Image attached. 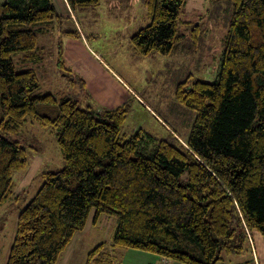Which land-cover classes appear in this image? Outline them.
<instances>
[{
  "label": "trees",
  "instance_id": "16d2710c",
  "mask_svg": "<svg viewBox=\"0 0 264 264\" xmlns=\"http://www.w3.org/2000/svg\"><path fill=\"white\" fill-rule=\"evenodd\" d=\"M53 1L0 4V205L20 198L14 174L29 159L14 136L29 119L55 131L65 165L41 172V187L17 217L6 264H58L92 213L96 221L115 215L117 227L85 264H122L127 248L184 264H227L226 255L252 253V234L264 238V0H229L217 78L189 75L178 83L176 101L196 112L188 139L173 128L171 138L124 132L123 105L100 111L65 97L54 115L38 112L39 103L57 104L56 96L36 94L37 73L17 71L12 54L42 58L32 27L47 32L63 17ZM65 1L74 14L101 3ZM185 2L143 0L151 22L131 36L139 54L176 50ZM199 29L194 23L195 39Z\"/></svg>",
  "mask_w": 264,
  "mask_h": 264
},
{
  "label": "rangeland",
  "instance_id": "374dc122",
  "mask_svg": "<svg viewBox=\"0 0 264 264\" xmlns=\"http://www.w3.org/2000/svg\"><path fill=\"white\" fill-rule=\"evenodd\" d=\"M53 2L64 16L47 32L39 24L32 27L42 58L23 61V51L12 54L17 71L32 68L37 73L40 87L36 94L56 96L57 104L39 103L38 112L54 115L53 109H59L65 97L100 111L123 105L128 115L124 132L133 135L142 129L154 137L171 138L168 128H173L182 139H188L196 112L176 101L177 85L189 75L208 81L217 78L233 11L231 2L186 0L179 18V32L185 36L172 54L164 56L139 54L132 45V34L151 22L143 0H101L96 8L77 14L68 11L63 0ZM194 23L200 24L197 39ZM101 66L110 68L115 78ZM108 102L114 105H106ZM21 131L14 137L23 139L29 167L14 174L19 200L9 198L0 205V264L7 262L20 210L42 185L41 172L65 166L54 130L29 119ZM106 216L88 234L76 238L73 252L63 253L58 264H85L94 246L110 243L117 221L115 215L104 220ZM248 254H232L231 262L241 264L249 259Z\"/></svg>",
  "mask_w": 264,
  "mask_h": 264
},
{
  "label": "crops",
  "instance_id": "0c3cea01",
  "mask_svg": "<svg viewBox=\"0 0 264 264\" xmlns=\"http://www.w3.org/2000/svg\"><path fill=\"white\" fill-rule=\"evenodd\" d=\"M5 1L6 0H0V4L5 2ZM64 2H66V1L64 0ZM66 6H68L67 3H66ZM67 9L69 11L68 7H67ZM101 67L103 68V66H101ZM109 69L103 68V70H105L106 73H108V74L111 73V75H113V72L110 71ZM113 77L115 78L114 75H113ZM115 103H120V102L117 101ZM108 104L114 105V104H111L109 102L106 103V105H108ZM99 222H100V220L96 221V219H94V213H92L90 215L89 220H88L87 226L83 230L76 233L73 241L69 244L68 250L66 251L67 255L73 252L72 246H73V244H75V242H76L75 240H78L79 239L78 237L84 233L88 234V232L91 230V228L97 227ZM76 238H78V239H76ZM252 238H253L254 246L252 248V253L249 252V254H248V256H249L248 261H251V262L253 261V262H255V264H256V261L258 264H264V238H262V236L258 233L252 234ZM69 248H71V249H69ZM120 255L122 257V264H184V263H181L179 261L171 260V259H168L166 257L160 256V255H157V254H154L151 252L149 253V252H146V251L141 250V249L137 250V249L127 248L125 251H123V253H120ZM231 256H232V254L226 256L225 262L227 264H233V262H231ZM245 261H247L246 258H244V260L241 262V264H245L246 263Z\"/></svg>",
  "mask_w": 264,
  "mask_h": 264
}]
</instances>
